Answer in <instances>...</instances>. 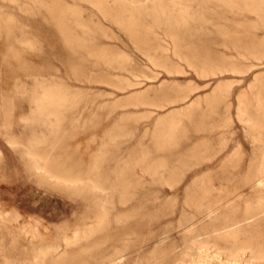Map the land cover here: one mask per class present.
I'll return each instance as SVG.
<instances>
[{
	"label": "rangeland",
	"instance_id": "1",
	"mask_svg": "<svg viewBox=\"0 0 264 264\" xmlns=\"http://www.w3.org/2000/svg\"><path fill=\"white\" fill-rule=\"evenodd\" d=\"M66 1L0 0V264H263L264 0Z\"/></svg>",
	"mask_w": 264,
	"mask_h": 264
},
{
	"label": "bare ground",
	"instance_id": "2",
	"mask_svg": "<svg viewBox=\"0 0 264 264\" xmlns=\"http://www.w3.org/2000/svg\"><path fill=\"white\" fill-rule=\"evenodd\" d=\"M2 1V0H1ZM10 1H16V0H10ZM32 1H35V2H38L39 0H32ZM46 1V0H45ZM52 1V0H51ZM55 1V0H54ZM66 1V0H65ZM80 1V0H79ZM85 1H87V3H89L94 9H96L97 11H99L100 13H101V15H102V17H113V18H115V16L119 13V12H121V7H120V5H121V2H122V0H84V2ZM261 1H263V0H261ZM59 2V1H58ZM61 2V1H60ZM59 2V3H60ZM67 2V1H66ZM83 2V1H82ZM125 2V1H124ZM127 2V1H126ZM175 2V1H174ZM250 2V1H249ZM48 3V2H47ZM143 3V2H142ZM173 3V2H172ZM46 4V3H45ZM55 4V3H54ZM26 5V4H25ZM68 4H61L60 3V5L58 4V5H46V12L48 13V14H52V21H53V25H54V28L57 30V31H59L63 36H64V41L66 42V43H69V44H84L85 42V38L84 37H82V38H84L83 40H76L75 39V41L74 40H72V39H69L71 36H69V38H68V35L69 34H71L72 33V35L74 34L73 32H71L72 30H75V29H79L82 33H85V32H87V31H89V29H90V27H89V24H88V22L86 21V18H84V16L81 14V10L82 9H80V8H77V6H76V3H74V5H72V6H67ZM179 5V4H178ZM17 6V5H16ZM139 6V5H138ZM188 6V5H187ZM195 6V5H194ZM43 7V6H42ZM125 7V6H124ZM130 7H132V6H130ZM147 8H149V7H147ZM172 8V7H171ZM26 10V9H25ZM29 10V9H28ZM31 10V9H30ZM128 10V9H127ZM161 10V9H160ZM182 11V10H181ZM38 12V11H37ZM164 12V11H163ZM177 12V11H176ZM183 12V11H182ZM6 13H8V12H6ZM12 14V13H11ZM134 14V13H133ZM34 15H35V13H34ZM40 15V14H39ZM35 16H37V15H35ZM158 17V16H157ZM242 17H244L243 15H242ZM116 19V18H115ZM165 19H167V17L165 18ZM11 20H13V17L11 16V15H8L7 14V16H5V15H3V11L2 10H0V31L1 30H3V31H6V32H13L14 30H16L17 29V25L16 24H14V23H12L11 22ZM47 20V19H46ZM172 20V19H171ZM242 20V19H241ZM117 21V20H116ZM240 21V20H239ZM46 23H47V21H46ZM49 24V23H48ZM215 24V23H214ZM217 24V23H216ZM215 24V25H216ZM226 25V24H225ZM213 26V25H212ZM212 26H211V28H212ZM150 27V26H149ZM19 28V27H18ZM163 30H164V28H163ZM165 31V30H164ZM75 33H77V31L75 32ZM158 33V32H157ZM241 33V32H240ZM23 34V33H22ZM76 35V34H75ZM182 35V34H181ZM24 36V35H23ZM79 36V35H78ZM77 35H76V37H78ZM82 36V35H81ZM89 36V35H88ZM179 36V35H178ZM262 36V35H261ZM72 38H74V37H72ZM79 38H81L80 36H79ZM29 39H31V38H29ZM35 39V38H34ZM36 39H38V38H36ZM32 40H33V38H32ZM91 40V39H90ZM25 41V40H24ZM36 41H40V40H36ZM18 42L20 43V42H22V40L21 39H19V38H17V37H15L13 40H7V41H4L3 42V44H5V45H7L8 47H14V46H16L17 44H18ZM35 41H33V43H34ZM32 43V41H31V43L30 44H32V45H34ZM94 43V42H93ZM90 44V43H89ZM20 46H21V44H19ZM23 45V44H22ZM40 45V44H39ZM93 45V44H92ZM25 46H26V43H25ZM35 46V45H34ZM29 47H30V45H29ZM72 47H73V45H72ZM90 47V46H89ZM102 47V46H101ZM24 48V47H23ZM88 48V47H87ZM111 48V47H110ZM230 48V47H229ZM33 49V48H32ZM66 49V48H65ZM71 49V48H70ZM76 49V48H75ZM91 49V48H90ZM101 49V48H100ZM134 49V48H133ZM74 50V49H73ZM77 50V49H76ZM97 50V49H96ZM141 50V49H140ZM219 50V49H218ZM91 51H93V49L91 50ZM151 51V50H150ZM240 51V50H239ZM90 52V51H89ZM94 52V51H93ZM88 53V52H87ZM127 53V52H126ZM141 53V52H140ZM217 53V52H216ZM19 54V53H18ZM228 54V53H227ZM234 54V53H233ZM232 54V55H233ZM159 55V54H158ZM117 56V55H116ZM131 56V55H130ZM235 56V55H234ZM23 57V56H22ZM111 57V56H110ZM138 57V56H137ZM139 58V57H138ZM237 58V57H236ZM87 59V58H86ZM131 59V58H130ZM149 60V59H148ZM124 61V60H123ZM143 61V60H142ZM94 62V61H93ZM116 62V61H115ZM134 62V61H133ZM149 63V62H148ZM131 64V63H130ZM142 64V63H141ZM41 67V66H40ZM88 67V66H87ZM149 67V66H148ZM25 69V68H24ZM86 69V68H85ZM144 71H145V69H144ZM100 73V72H99ZM116 73V72H115ZM102 74H103V72H102ZM105 75V74H104ZM255 75H257V74H255ZM40 76V75H39ZM96 76V75H95ZM117 76V75H116ZM123 76V75H122ZM19 77V76H18ZM17 77V78H18ZM44 77V76H43ZM43 77H41V78H43ZM127 77V76H126ZM59 78V77H58ZM128 78H130V77H128ZM127 78V79H128ZM104 79V78H103ZM132 79V78H131ZM131 79H129V80H131ZM62 80H63V78H62ZM18 81V80H17ZM36 81H38V80H36ZM45 81V80H44ZM54 81V80H53ZM97 81V80H96ZM133 81V80H132ZM40 82V81H39ZM43 82V81H42ZM122 82V81H121ZM260 82V81H259ZM263 82V81H262ZM34 83V82H33ZM58 83V82H57ZM220 83V82H219ZM44 84V83H43ZM264 84V83H263ZM25 85V84H24ZM42 85V84H41ZM52 85V84H51ZM58 85V84H57ZM66 85H68V84H66ZM256 85H257V83H256ZM18 86H19V84H18ZM30 86V85H29ZM33 86V85H32ZM39 86V85H38ZM218 86V85H217ZM216 86V87H217ZM259 86V85H258ZM23 87V86H22ZM46 87V86H45ZM54 87H56V86H54ZM21 88V87H20ZM24 88V87H23ZM27 88V87H26ZM59 88V87H58ZM125 88V87H124ZM254 88H256V87H254ZM30 89H32V88H30ZM89 89V88H88ZM50 89L48 88V91H49ZM53 90V89H52ZM66 90V89H65ZM92 90H94V89H92ZM136 90V89H135ZM37 91V90H36ZM46 91V90H45ZM62 91V90H61ZM99 91V90H98ZM226 91V90H225ZM257 91H259V90H257ZM57 92V91H56ZM95 92H97V90L95 91ZM252 92H254V91H252ZM29 93H30V91H29ZM28 93V94H29ZM33 93V92H32ZM42 93V92H41ZM44 93V92H43ZM50 93H51V91H50ZM82 93V92H81ZM92 93H94V92H92ZM91 93V94H92ZM256 93V92H255ZM19 94H20V92H19ZM24 94V93H23ZM39 94V93H38ZM37 94V95H38ZM48 94V93H47ZM40 95H42V94H40ZM51 95H52V93H51ZM58 95V94H57ZM43 96V95H42ZM56 96V95H55ZM54 96V97H55ZM62 96V95H61ZM87 96H88V93H87ZM91 96V95H90ZM146 96V95H145ZM244 96V95H243ZM30 97V96H29ZM35 97H37V96H35ZM46 97H48V96H46ZM67 97V96H66ZM86 97V96H85ZM93 97V96H92ZM92 97H91V99H92ZM254 97H256V95L254 96ZM19 98V97H18ZM27 98V97H26ZM25 98V99H26ZM77 98H78V96H77ZM99 98V97H98ZM137 98V97H136ZM40 99V98H39ZM41 99H42V97H41ZM48 99H50L49 97H48ZM62 99V98H61ZM90 98L88 99V100H86V102L87 101H90L91 100ZM74 100V99H73ZM72 100V101H73ZM83 100V99H82ZM93 100V99H92ZM96 100V99H95ZM137 100V99H136ZM34 101H36V99L34 100ZM50 101V100H49ZM85 101V100H84ZM83 101V102H84ZM101 101H103V100H101ZM100 101V102H101ZM110 101V100H109ZM108 101V102H109ZM240 101V100H239ZM254 101V100H253ZM21 102H23V101H21ZM83 102H80V103H83ZM112 102V101H111ZM241 102V101H240ZM244 101H242V103H243ZM255 102V101H254ZM26 103V102H25ZM28 103V102H27ZM58 103V102H57ZM70 103V102H69ZM77 103V102H76ZM90 103V102H89ZM102 103V102H101ZM187 103H189V102H187ZM241 103V104H242ZM255 103H257V102H255ZM45 104V103H44ZM67 104V103H66ZM85 104H87V103H85ZM96 105H97V103H95ZM98 104H99V102H98ZM109 104V103H108ZM185 105H187V104H185ZM239 105V104H238ZM259 105V104H258ZM59 106V105H58ZM86 106V105H85ZM117 106V105H116ZM224 106V105H223ZM96 107V106H95ZM100 107V106H99ZM251 107H253V106H251ZM26 108H27V106H26ZM32 108V107H31ZM30 108V110H32ZM34 108V107H33ZM48 108V107H47ZM188 108V107H187ZM239 108V107H238ZM53 109V108H52ZM74 109V108H73ZM79 109V108H78ZM81 109V108H80ZM86 109H88V108H86ZM29 110V109H28ZM28 110H26V112L28 111ZM41 110V109H40ZM33 111V110H32ZM257 111V110H256ZM63 112V111H62ZM241 112H245V111H241ZM23 113V112H22ZM33 113H35V112H33ZM56 113H58V112H56ZM25 114V113H24ZM31 114H32V112H31ZM28 113H27V117H28ZM40 115V114H39ZM56 115V114H55ZM160 115H162V114H160ZM3 116V115H2ZM20 116V115H19ZM26 116V115H25ZM25 116H23V117H25ZM64 116V115H63ZM22 117V118H23ZM59 117V116H58ZM65 117V116H64ZM76 118H77V116H75ZM79 117V116H78ZM26 118V117H25ZM30 118V117H29ZM37 118L38 117H36V120H37ZM69 118V117H68ZM246 118V117H245ZM19 119H21V118H19ZM47 119V118H46ZM80 119V118H79ZM247 119V118H246ZM17 120H18V118H17ZM24 120V119H23ZM30 120H31V118H30ZM248 120V119H247ZM60 121H62V120H59V122ZM67 121H68V119H67ZM72 121V120H71ZM243 121V120H242ZM246 121V120H245ZM35 122V121H34ZM42 122V121H41ZM249 122V121H248ZM45 123H47V122H45ZM74 123V122H73ZM16 124V123H15ZM17 124H19V122L17 123ZM16 124V125H17ZM64 124H66V123H64ZM75 124V123H74ZM28 125V124H27ZM29 125H30V123H29ZM155 125V124H154ZM40 126H41V124H40ZM60 126V125H59ZM21 127V126H20ZM22 127H25V126H22ZM34 127H35V125H34ZM34 127H33V129H31V130H34ZM62 127V126H61ZM64 127H65V125H64ZM247 127V126H246ZM28 128V127H27ZM31 128V127H30ZM69 128V127H68ZM29 129V128H28ZM44 129V128H43ZM42 129V130H43ZM47 129V128H46ZM64 129V128H63ZM72 129V128H71ZM31 130H29V131H31ZM41 130V129H40ZM66 130V129H65ZM68 130H70V128L69 129H67V131ZM21 131V130H20ZM20 131H18V132H20ZM57 131V130H56ZM63 131V130H62ZM12 132V131H11ZM15 132V131H14ZM33 132V131H32ZM44 132V131H43ZM46 132V131H45ZM61 132V131H60ZM59 131H58V133H60ZM25 133H27V132H25ZM38 133V132H37ZM50 133V132H49ZM52 133V132H51ZM57 133V134H58ZM62 133V132H61ZM68 133V132H67ZM72 133V132H71ZM11 134V133H10ZM13 134V133H12ZM28 134V133H27ZM26 134V135H27ZM31 134V133H30ZM41 134V133H40ZM8 135V134H7ZM18 135V134H17ZM34 135H36V134H34ZM46 136H47V134H46ZM52 136V135H51ZM25 137V136H24ZM29 137V136H28ZM27 137V138H28ZM35 137V136H34ZM40 137H41V135H40ZM45 137V136H44ZM56 137H58V136H56ZM66 137L68 138V136L66 135ZM16 138V137H15ZM19 138V137H18ZM32 138V137H31ZM31 138H29L30 140H31ZM74 138V137H73ZM262 138V137H261ZM24 139V138H23ZM26 139V138H25ZM37 139H39V137H37ZM41 139V138H40ZM63 139V138H62ZM62 139H60V141L62 140ZM14 140V139H13ZM28 140V139H27ZM34 140V139H33ZM50 140V139H49ZM23 141V140H22ZM35 141H37V140H35ZM59 141V140H58ZM12 142V141H11ZM21 142V141H20ZM24 142V141H23ZM27 142V141H26ZM25 142V143H26ZM40 142V141H39ZM8 143V142H7ZM15 143V142H14ZM28 143H30V142H28ZM53 143H55V140L53 141ZM27 144V143H26ZM57 143H55V145H56ZM60 144V143H59ZM25 145V144H24ZM54 145V144H53ZM53 146V147H56V146ZM37 146V145H36ZM47 146H49V145H47ZM264 146V145H263ZM26 147V146H25ZM43 147V146H42ZM27 148H28V146H27ZM44 148V147H43ZM259 148V147H258ZM35 149V148H34ZM33 149V150H34ZM41 149V148H40ZM53 149V148H52ZM257 149V148H256ZM262 149V148H261ZM46 150V149H45ZM50 149H48V150H46L45 152H46V154L44 155V156H46L47 155V151H49ZM56 150V149H55ZM140 150V149H139ZM26 151V150H25ZM28 151H29V149H28ZM36 151V150H35ZM34 151V152H35ZM51 151V150H50ZM261 151V150H260ZM39 152V151H38ZM41 152H43V151H41ZM41 152H39V153H41ZM53 152V151H52ZM110 152V151H109ZM262 152V151H261ZM49 153V152H48ZM53 153H55V152H53ZM52 153V154H53ZM59 153V152H58ZM235 153V152H234ZM34 154V153H33ZM36 154V153H35ZM56 154V153H55ZM54 154V155H55ZM264 154V153H263ZM49 155V154H48ZM53 155V156H54ZM57 155V154H56ZM37 156H38V154H37ZM41 156H42V154H41ZM40 156V157H41ZM53 156H50L51 158L53 157ZM39 157V156H38ZM48 157V156H47ZM43 158V157H42ZM45 158L46 157H44V159L43 160H45ZM59 158V157H58ZM69 158V157H68ZM261 158V157H260ZM27 158H25V160H26ZM48 159V158H47ZM63 159V158H62ZM254 159V158H253ZM54 160H56L55 159V157H54ZM60 160H61V158H60ZM60 160H59V162H60ZM65 160V159H64ZM29 161V160H28ZM42 161V160H41ZM51 161H52V159H51ZM51 161H49V163L51 162ZM253 161V160H252ZM46 161H44L43 163H45ZM58 162V163H59ZM62 162H66V161H62ZM68 162V161H67ZM110 162V161H109ZM47 163V162H46ZM52 163V162H51ZM57 163V162H56ZM57 163V165H59ZM69 163V162H68ZM90 163V162H89ZM257 163H259V161L257 162ZM25 164V163H24ZM52 164H54V163H52ZM52 164H51V166H52ZM62 164V166H63V163H61ZM49 165V164H48ZM66 165L67 166H69V164H65L64 166L66 167ZM42 167H44V165H41ZM46 166V165H45ZM158 166V165H157ZM161 166V165H160ZM258 166H259V164H258ZM27 167V166H26ZM55 167H57V166H55ZM61 167V166H60ZM74 167V166H73ZM162 168H163V166H161ZM58 168V167H57ZM68 168V167H67ZM69 168H70V166H69ZM72 168V167H71ZM78 168V167H77ZM76 168V169H77ZM82 168V167H81ZM80 168V169H81ZM139 168V167H138ZM146 168V167H145ZM263 168V167H262ZM48 169H50L49 167H48ZM60 169H62V168H60ZM79 169V168H78ZM211 169V168H210ZM37 170H38V168H37ZM54 170V169H53ZM64 170V169H63ZM85 170V169H84ZM88 169H86V171H87ZM143 170V169H142ZM82 171V170H81ZM213 171V170H212ZM79 172H80V170H79ZM141 172V171H140ZM257 172V171H256ZM263 172V171H262ZM33 173V172H32ZM48 173V172H47ZM142 173V172H141ZM202 173V172H201ZM52 174V173H51ZM67 174V173H66ZM73 174H74V172H73ZM80 174V173H79ZM263 174V173H262ZM64 175V174H63ZM94 175V174H93ZM196 175V174H195ZM194 175V176H195ZM199 175V174H198ZM201 175V174H200ZM256 175V174H255ZM194 176H192L193 177V179H194ZM84 177V176H83ZM91 177V176H90ZM165 177V176H164ZM203 177V176H202ZM206 177V176H205ZM185 178H187V177H185ZM80 179V178H79ZM81 179H82V177H81ZM192 179V178H191ZM190 179V180H191ZM90 180V179H89ZM199 180V179H198ZM203 180V179H202ZM257 180H258V182H260L261 181V179L258 177L257 178ZM92 181H93V179H92ZM256 181V180H255ZM254 181V182H255ZM71 182V181H70ZM185 182V181H184ZM188 182H190V181H188ZM198 182V181H197ZM76 183V182H75ZM80 183V182H79ZM186 183V182H185ZM261 183V182H260ZM253 184V183H252ZM181 186V185H180ZM126 187V186H125ZM184 187V185H182V188ZM264 187V186H263ZM146 188V187H145ZM156 188V187H155ZM179 188V187H178ZM181 188V187H180ZM108 189V188H107ZM247 189V188H246ZM153 190V189H152ZM161 190V189H160ZM115 191V190H114ZM154 192H155V190H154ZM245 192V191H244ZM262 192V191H261ZM260 192V193H261ZM264 192V191H263ZM245 193H248V192H245ZM255 193V192H254ZM253 193V194H254ZM102 194V193H101ZM263 194V193H262ZM236 195V194H235ZM245 195V194H244ZM247 195V194H246ZM71 196V195H70ZM140 196V195H139ZM185 196V195H184ZM261 195H259L258 197H260ZM262 197V196H261ZM264 197V196H263ZM139 198V197H138ZM229 198V197H228ZM156 199V198H155ZM158 199H159V197H158ZM258 199V198H257ZM163 200V199H162ZM249 200V199H248ZM261 200V199H260ZM259 200V201H260ZM264 199H262L261 201H263ZM162 202V201H161ZM161 202H159V203H161ZM249 202V201H248ZM252 201H250V203H251ZM254 203V202H253ZM259 203V202H258ZM257 203V204H258ZM261 203V202H260ZM91 204V203H90ZM134 204V203H133ZM155 204V203H154ZM218 204V203H217ZM221 204V203H220ZM248 204V203H247ZM262 204V203H261ZM137 205V204H136ZM162 205V204H161ZM204 205V204H203ZM250 205H252V204H250ZM249 205V206H250ZM216 206V205H215ZM219 206V205H218ZM86 207V206H85ZM158 207V206H157ZM211 207V206H210ZM217 207V206H216ZM224 207V206H223ZM234 207H235V205H234ZM91 208V207H90ZM146 208V207H145ZM237 208V207H236ZM221 209V208H220ZM228 210V209H227ZM185 211V210H184ZM224 211V210H223ZM263 211V210H262ZM261 211V212H262ZM107 212V211H106ZM118 212H120L119 210H118ZM183 212V211H182ZM226 212V211H225ZM248 212V211H247ZM149 213V212H148ZM227 213V212H226ZM107 214H108V212H107ZM113 214H115V213H113ZM221 214H222V212H221ZM229 214V213H228ZM260 214H262V213H260ZM30 215V214H29ZM190 215V214H189ZM195 215V214H194ZM204 215V214H203ZM227 215V214H226ZM134 216V215H133ZM223 216H224V214H223ZM251 216V215H250ZM257 216H259V215H257ZM111 218V217H110ZM217 218V217H216ZM255 218V217H254ZM113 219V218H112ZM137 219V218H136ZM158 219V218H157ZM196 219V218H195ZM208 219V218H207ZM235 219V218H234ZM246 219V218H245ZM140 220H142V219H140ZM189 220V219H188ZM220 220V219H219ZM258 220V219H257ZM111 221V220H110ZM112 221H114V220H112ZM138 221V220H137ZM260 221V220H259ZM245 221H243V223H244ZM192 223V222H191ZM242 223V222H241ZM115 224V223H114ZM236 224H238V223H236ZM249 224V223H248ZM213 225V224H212ZM231 225V224H230ZM239 225V224H238ZM242 225V224H241ZM116 226V225H115ZM234 226H236V225H234ZM240 226V225H239ZM113 227V226H112ZM183 228H185V227H183ZM190 228V227H189ZM218 228V227H217ZM226 228H228V227H226ZM226 228H224V229H226ZM113 229H115L114 227H113ZM202 229V228H201ZM215 230H216V228H214ZM229 229V228H228ZM223 230V229H222ZM222 230H220V231H222ZM256 230V229H255ZM111 231V230H110ZM147 231V230H146ZM153 231V230H152ZM217 231V230H216ZM216 231H214V233L216 232ZM224 231V230H223ZM227 231V230H226ZM229 231V230H228ZM242 231V230H241ZM132 232V231H131ZM150 232V231H149ZM190 232V231H189ZM233 232V231H232ZM243 232V231H242ZM151 233V232H150ZM212 233H213V231H212ZM231 233V232H230ZM161 234V233H160ZM165 234V233H164ZM227 234H228V232H227ZM132 235V234H131ZM208 235V234H207ZM206 235V236H207ZM234 235V234H233ZM263 235V234H262ZM200 236V235H199ZM198 236V237H199ZM203 236H205V234L203 235ZM212 236V235H211ZM219 236V235H218ZM227 236V235H226ZM250 236V235H249ZM121 237V236H120ZM169 237V236H168ZM197 237V238H198ZM247 238V237H246ZM245 238V239H246ZM159 239V238H158ZM194 239H196V238H194ZM194 239H192V240H194ZM222 239H224V237L222 238ZM230 239V238H229ZM242 239V238H241ZM116 240V239H115ZM190 240H191V238H190ZM190 240L188 241V242H190ZM191 240V241H192ZM250 240H252V239H250ZM89 241V240H88ZM242 241V240H241ZM25 242V241H24ZM64 242V241H63ZM161 242V241H160ZM186 242H187V240H186ZM227 242V241H226ZM229 242V241H228ZM234 242V241H233ZM239 242V241H238ZM237 242V243H238ZM99 243V242H98ZM138 243V242H137ZM235 243V242H234ZM247 243V242H246ZM253 243V242H252ZM251 243V244H252ZM23 244V243H22ZM25 244V243H24ZM50 244V243H49ZM54 244V243H53ZM161 244V243H160ZM212 244H213V242H212ZM216 244V243H215ZM45 245V244H44ZM87 245H88V243H87ZM127 245V244H126ZM181 245V244H180ZM224 245V244H223ZM233 245V244H232ZM238 245H240L239 243H238ZM244 245V244H243ZM43 246V245H42ZM61 246V245H60ZM84 246V245H83ZM90 246V245H89ZM109 246V245H108ZM179 246V245H178ZM216 246V245H215ZM236 246H237V244H236ZM86 247V246H85ZM107 247V246H106ZM129 247V246H128ZM168 246H166V248H167ZM177 247V246H176ZM248 247H250V246H248ZM60 248V247H59ZM63 248V247H62ZM132 248V247H131ZM147 248V247H146ZM163 248H164V246H163ZM178 248V247H177ZM180 248V247H179ZM227 248V247H226ZM236 248V247H235ZM238 248V247H237ZM251 248V247H250ZM255 248V247H254ZM229 249V248H228ZM240 249V248H239ZM253 249V248H252ZM25 250V249H24ZM148 250V249H147ZM153 250V249H152ZM155 250V249H154ZM175 250V249H174ZM236 250V249H235ZM258 250V249H257ZM221 251V250H220ZM233 250H231L230 252H232ZM23 252V251H22ZM66 252H67V250H66ZM70 252V251H69ZM89 252V251H88ZM95 252V251H94ZM106 252V251H105ZM128 252V251H127ZM147 252H149V251H147ZM160 252V251H159ZM163 253H165L166 251H162ZM178 252V251H177ZM215 252V251H214ZM257 252V251H256ZM260 252V251H259ZM262 252V251H261ZM264 252V251H263ZM91 253V252H90ZM111 253V252H110ZM129 253V252H128ZM151 253H153V251L152 252H150V254ZM67 254H69V253H67ZM92 254H94V253H92ZM91 254V255H92ZM148 254V253H147ZM181 254V253H180ZM234 254V253H233ZM250 254V253H249ZM260 254V253H259ZM18 255V254H17ZM130 255V254H129ZM90 256V255H89ZM106 256V255H105ZM232 256V255H231ZM251 257H252V255H250ZM256 256V255H255ZM72 257V256H71ZM120 257V256H119ZM122 257V256H121ZM142 257V256H141ZM154 257V256H153ZM177 257V256H176ZM91 258V257H90ZM180 258V257H179ZM258 258V257H257ZM256 258V259H257ZM260 258V257H259ZM142 259V258H141ZM144 259H146V258H144ZM152 259V258H151ZM159 259V258H158ZM198 259V258H197ZM249 259V258H248ZM253 259H254V257H253ZM18 260V259H17ZM16 260V261H17ZM113 260V259H112ZM111 260V261H112ZM157 261V260H156ZM181 261V260H180ZM251 261V260H250ZM87 262H89V260L87 261ZM110 262V261H109ZM195 262H196V260H195ZM206 262V261H205ZM205 262H203V261H198L196 264H204ZM2 263V262H1ZM16 263V262H15ZM47 263V262H46ZM91 263V262H90ZM170 263V262H169ZM258 263V262H257ZM89 264V263H88ZM104 264V263H103ZM151 264V263H150ZM168 264V263H167ZM179 264V263H178ZM264 264V263H263Z\"/></svg>",
	"mask_w": 264,
	"mask_h": 264
}]
</instances>
